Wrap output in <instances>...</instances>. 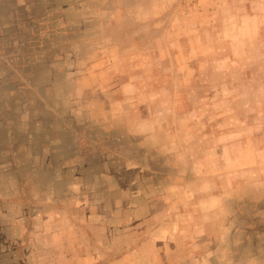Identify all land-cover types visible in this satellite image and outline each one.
Wrapping results in <instances>:
<instances>
[{"label":"rangeland","instance_id":"374dc122","mask_svg":"<svg viewBox=\"0 0 264 264\" xmlns=\"http://www.w3.org/2000/svg\"><path fill=\"white\" fill-rule=\"evenodd\" d=\"M0 264H264V0H0Z\"/></svg>","mask_w":264,"mask_h":264}]
</instances>
